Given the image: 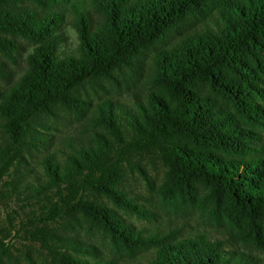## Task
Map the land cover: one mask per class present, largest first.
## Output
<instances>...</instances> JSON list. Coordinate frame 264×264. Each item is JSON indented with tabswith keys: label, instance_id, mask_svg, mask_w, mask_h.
I'll use <instances>...</instances> for the list:
<instances>
[{
	"label": "trees",
	"instance_id": "obj_1",
	"mask_svg": "<svg viewBox=\"0 0 264 264\" xmlns=\"http://www.w3.org/2000/svg\"><path fill=\"white\" fill-rule=\"evenodd\" d=\"M31 1L45 10L19 5ZM62 1L67 0H0L3 54L16 61V36L35 43L25 73L9 87L0 86L8 137L0 145V177L24 146L34 115L54 103L82 111L86 102L73 91L89 77L130 65L153 40L179 31L190 16L205 17L217 1L214 26L187 32L155 55L153 80L163 95L152 92L134 107L101 106L93 123L105 132L95 134L94 145L69 155L66 163L52 156L45 160L47 184L60 195L51 202L48 219L81 212L127 248L157 247L148 264H264L204 233L174 239L170 232L136 229L114 208L90 198L102 195L142 213L119 188L124 165L139 155H158L168 168V189L184 195L200 182L214 203L210 213L234 224L239 241L264 251V143L259 132L239 124L240 119L264 123V0H91L102 12L96 26L90 10L74 2L76 53L60 49ZM6 73L0 60V76ZM52 238L73 250L61 253L62 264H119L74 237Z\"/></svg>",
	"mask_w": 264,
	"mask_h": 264
},
{
	"label": "rangeland",
	"instance_id": "obj_2",
	"mask_svg": "<svg viewBox=\"0 0 264 264\" xmlns=\"http://www.w3.org/2000/svg\"><path fill=\"white\" fill-rule=\"evenodd\" d=\"M78 3L90 10L95 26L102 19V12L91 5V0L62 1L64 12L61 25L62 41L60 49L76 53L79 45L78 32L73 24L71 3ZM39 11L45 10L34 1L22 2ZM218 2L210 3L205 17L190 16L179 27V31L153 40L143 48L130 65L113 68L107 75L89 77L78 86L73 94L86 102L82 111H76L60 103H54L49 111H42L31 118L32 128L24 146L0 177V264H62L61 253H72L52 238L71 236L94 246L100 254L114 257L119 264H148L157 247L144 246L127 248L120 241L111 239L101 225L95 224L81 212L63 213L57 219L49 218L51 202L58 199L59 192L47 184L45 160L52 156L55 161L68 162V156L80 148L95 143V134L105 132L93 123L101 113V106L122 103L134 107L137 102H146L150 93L162 94L153 80L155 55L169 48L187 32L206 25L214 26ZM18 50L16 61H11L0 50V60L6 64L7 73L0 76V86L4 89L16 83L28 68V55L35 43L16 36ZM229 106V103H225ZM0 116V145L8 142L2 128ZM239 124L254 129L261 134L264 143V123L259 125L251 120L240 119ZM3 159L0 157V167ZM143 169L150 177L153 188L147 184ZM168 168L158 155L136 156L124 165L123 179L119 188L142 210L132 212L115 204L111 199L92 194L90 198L114 208L119 217L150 232L172 233L174 239L206 234L211 239L223 241L224 248L240 250L264 262V251L242 243L236 237L237 227L225 216L216 217L210 213L214 203L207 199L208 188L194 182L180 195L166 186ZM45 228L50 234L39 229ZM62 247V248H61ZM76 254V253H75Z\"/></svg>",
	"mask_w": 264,
	"mask_h": 264
}]
</instances>
